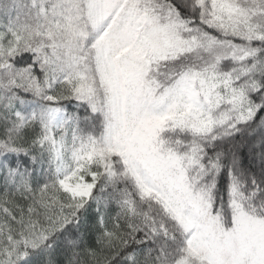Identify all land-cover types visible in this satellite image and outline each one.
Wrapping results in <instances>:
<instances>
[{"label":"snow or ice","instance_id":"6c2138e0","mask_svg":"<svg viewBox=\"0 0 264 264\" xmlns=\"http://www.w3.org/2000/svg\"><path fill=\"white\" fill-rule=\"evenodd\" d=\"M0 264H264V0H0Z\"/></svg>","mask_w":264,"mask_h":264}]
</instances>
